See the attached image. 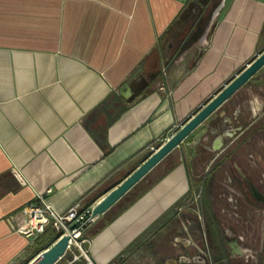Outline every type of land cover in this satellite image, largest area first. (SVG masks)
<instances>
[{
	"label": "crops",
	"instance_id": "obj_1",
	"mask_svg": "<svg viewBox=\"0 0 264 264\" xmlns=\"http://www.w3.org/2000/svg\"><path fill=\"white\" fill-rule=\"evenodd\" d=\"M203 11L193 0H0V264L40 253L11 215L41 197L59 213L94 206L264 50V0H219L200 27ZM230 170L264 176V67L96 218L89 260L111 264L145 239L125 264H174L166 213L188 192L181 213L201 191L213 209L222 187L238 190ZM214 222L208 212L203 236Z\"/></svg>",
	"mask_w": 264,
	"mask_h": 264
},
{
	"label": "rangeland",
	"instance_id": "obj_2",
	"mask_svg": "<svg viewBox=\"0 0 264 264\" xmlns=\"http://www.w3.org/2000/svg\"><path fill=\"white\" fill-rule=\"evenodd\" d=\"M213 12L214 8L211 13ZM204 21L206 20L201 19L198 25L202 27ZM192 159H194L192 154L187 156L188 162ZM227 165L231 167L228 162ZM230 173L233 174L231 178L235 179L233 170H230ZM259 179L264 178L259 177ZM257 182L258 179L255 178L256 187L261 194H264V185ZM238 185L236 193L231 192L229 188L232 186H229L222 187V192L218 193L219 197L213 194L217 196L218 202L217 206L215 205L216 207L214 206L211 210L202 209L201 203L204 199L214 200L215 196L213 199V196L206 191L195 192L194 195H197L195 204L189 201L188 205L191 209L181 213V219L189 218V232L193 235L196 244L202 243L199 248L206 249L211 258V264H264V204L252 198L241 182L238 181ZM230 195L232 198H229ZM227 199L232 201L228 202ZM233 200L237 201L236 207ZM208 212L212 222L215 221L214 229H216L211 236L209 234L203 236L202 221L205 223L204 227L208 229ZM198 216L201 217V222L198 221ZM224 228L227 231L226 234ZM84 248L86 249L87 245Z\"/></svg>",
	"mask_w": 264,
	"mask_h": 264
},
{
	"label": "water",
	"instance_id": "obj_3",
	"mask_svg": "<svg viewBox=\"0 0 264 264\" xmlns=\"http://www.w3.org/2000/svg\"><path fill=\"white\" fill-rule=\"evenodd\" d=\"M262 67H264V51L250 62L235 78L219 93L205 104L193 117L184 123L174 134L161 144L150 156L129 174L116 188L98 201L92 209V216L98 217L108 211L116 202L126 195L140 180H142L167 155L177 148L200 124L218 110L232 95L248 82ZM68 237L63 236L47 249L40 252L28 264H55L64 255Z\"/></svg>",
	"mask_w": 264,
	"mask_h": 264
},
{
	"label": "built area",
	"instance_id": "obj_4",
	"mask_svg": "<svg viewBox=\"0 0 264 264\" xmlns=\"http://www.w3.org/2000/svg\"><path fill=\"white\" fill-rule=\"evenodd\" d=\"M202 39V43L207 45V38ZM155 150L151 148L152 152ZM39 199L41 206L29 203L8 218L12 229L30 240L40 238L48 230L58 235L55 241L67 236V246L63 257L58 261L59 264H74L80 259L85 260V264H92L88 258L87 248L84 247L89 243L88 229L96 221V217L92 216L93 206H83L78 202L65 212L59 213L45 199L42 197Z\"/></svg>",
	"mask_w": 264,
	"mask_h": 264
},
{
	"label": "flooded vegetation",
	"instance_id": "obj_5",
	"mask_svg": "<svg viewBox=\"0 0 264 264\" xmlns=\"http://www.w3.org/2000/svg\"><path fill=\"white\" fill-rule=\"evenodd\" d=\"M250 163H251V159H250ZM261 177L264 178V176ZM228 181L232 185L234 184V182H236L237 188L239 186L238 181L241 182L247 188L252 198H254L258 203L264 204V194H261L258 188L256 187L255 178L236 176L235 179L228 178ZM257 183L264 185V179L258 178ZM180 211H181V206L175 208L169 216V218H171L173 222H175L178 225V229H179L178 234L176 236L177 244H178V254L174 258V264H211V258L210 255L207 253L206 249L204 247L202 248L203 250L199 248L202 246V243L197 242L196 244L194 241V237L193 235H191V233H190L191 239H188L185 231L181 228ZM186 241H188V245L186 248H184L183 244ZM147 245L148 244L145 241V239L140 241L130 251L128 252L126 251L125 253L117 257L111 264H125L127 260H129L132 256L135 255V253L138 251L139 248L147 249L148 247Z\"/></svg>",
	"mask_w": 264,
	"mask_h": 264
},
{
	"label": "trees",
	"instance_id": "obj_6",
	"mask_svg": "<svg viewBox=\"0 0 264 264\" xmlns=\"http://www.w3.org/2000/svg\"><path fill=\"white\" fill-rule=\"evenodd\" d=\"M194 1V4L196 5V9H200V11L204 10L203 13L204 15L202 14L201 16V19H206L209 14L211 13V11L213 10V8L215 9L216 6L218 5L219 3V0H193ZM189 13H191L192 15V12L191 10L189 11ZM188 41H191V38H188ZM98 142L100 144L103 145L104 143V140L103 138H98L97 139ZM188 198H192V194L191 192H188L186 193L180 200H178L169 210L168 212L166 213L167 214H170L171 212H173V210L179 206H181V204L183 202H185ZM93 235V234H92ZM91 235V236H92ZM58 237L57 234H55L54 232H52L51 230H48L45 234H43L40 238H38V242L35 243V246H36V250L35 252L36 253H39V252H42L44 251L45 249H47L55 240L56 238ZM137 241L135 243H133L128 249H127V252L130 251L135 245H136ZM74 264H85V260L83 259H80L79 262H76Z\"/></svg>",
	"mask_w": 264,
	"mask_h": 264
}]
</instances>
